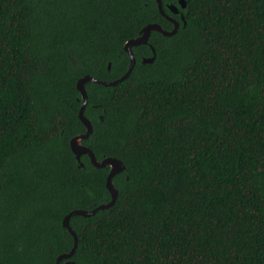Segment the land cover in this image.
I'll list each match as a JSON object with an SVG mask.
<instances>
[{"label": "trees", "instance_id": "16d2710c", "mask_svg": "<svg viewBox=\"0 0 264 264\" xmlns=\"http://www.w3.org/2000/svg\"><path fill=\"white\" fill-rule=\"evenodd\" d=\"M161 2L177 32L134 46L125 80L85 85L81 144L124 169L112 207L70 217V259L264 264V0ZM150 23L174 26L156 0H0V264H55L63 217L111 199L109 166L70 149L76 81L124 75Z\"/></svg>", "mask_w": 264, "mask_h": 264}, {"label": "water", "instance_id": "95a60500", "mask_svg": "<svg viewBox=\"0 0 264 264\" xmlns=\"http://www.w3.org/2000/svg\"><path fill=\"white\" fill-rule=\"evenodd\" d=\"M178 3H179V6L181 8L186 7L185 0H179ZM156 4H157V8H158L159 12L174 24V26L171 30H165L162 26H160L157 23H150V24L145 25L142 28L139 36L126 41L124 46H123V49L129 56V66H128L125 74L122 75L120 78L115 79L113 81H105V80H101V79H98L96 77H93V76L86 74V75H83L80 78H78L76 81V89L79 91L80 96H81V105H80L79 110H78V117H79L80 121L83 123V125L85 126L86 130L84 133L76 135L69 140L70 149H71L72 153L75 155V158L77 159V161L79 162L80 165H82V163L80 162V157L82 155H87V157L89 158V160L93 166H95L97 168L109 166V173H108L107 178H106V188L110 193L111 199L108 202L99 204L98 206H96L92 209H73V210L69 211L63 217L62 226L65 229H67L68 232L72 235L73 246L69 252L59 254L56 257L55 264H58L62 260H65L63 264H76L73 260L70 259V257L74 254V252L76 250L77 243H78V237H77L76 232L71 228V226L69 224L70 217L74 216V215L89 217V216L95 214L98 210L108 209V208L112 207L115 203V200H116L117 194H118V190L115 188V186L112 182V178L114 175L118 174L119 172H121L124 169V166L119 159L113 158V157H105L101 160H97L94 153L91 151V149L88 148L87 146L81 144V141L83 139L87 138L89 136V134L92 132V124H91L90 120L87 117H85V115H84V108H85L86 100H87V92H86L85 85L88 82H94V83H98V84H101L104 86H114L117 83L125 80L129 76V74L132 71L133 66L135 64V57H134L133 51H132V48L134 46L146 44L148 37L152 31L160 32L161 34H163L165 36H171L177 32V30L179 28V22L176 21L173 17H170L169 15H167L165 13L161 0H156ZM168 9L174 14L178 13V11H179L178 7L175 5L168 6ZM180 16H181V19L183 20L184 19L183 14H181ZM151 49L153 50V47H151ZM153 59H154V55L151 57L143 58L142 62L143 63H151L153 61ZM109 66H110V64H108V68H109Z\"/></svg>", "mask_w": 264, "mask_h": 264}]
</instances>
